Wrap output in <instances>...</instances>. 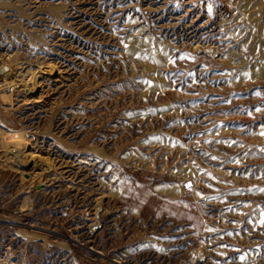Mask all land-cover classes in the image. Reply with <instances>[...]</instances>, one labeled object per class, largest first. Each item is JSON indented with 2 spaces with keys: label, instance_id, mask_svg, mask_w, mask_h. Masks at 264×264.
Masks as SVG:
<instances>
[{
  "label": "rangeland",
  "instance_id": "obj_1",
  "mask_svg": "<svg viewBox=\"0 0 264 264\" xmlns=\"http://www.w3.org/2000/svg\"><path fill=\"white\" fill-rule=\"evenodd\" d=\"M0 264H264V0H0Z\"/></svg>",
  "mask_w": 264,
  "mask_h": 264
}]
</instances>
